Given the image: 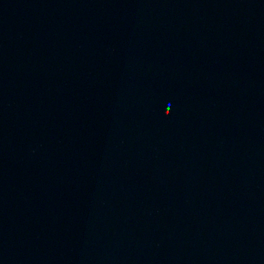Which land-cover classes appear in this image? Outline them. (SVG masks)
Wrapping results in <instances>:
<instances>
[{
    "label": "water",
    "instance_id": "1",
    "mask_svg": "<svg viewBox=\"0 0 264 264\" xmlns=\"http://www.w3.org/2000/svg\"><path fill=\"white\" fill-rule=\"evenodd\" d=\"M0 264H264V0H0Z\"/></svg>",
    "mask_w": 264,
    "mask_h": 264
}]
</instances>
